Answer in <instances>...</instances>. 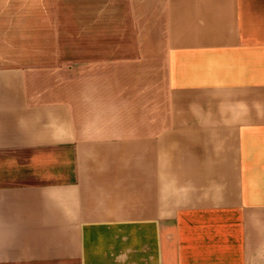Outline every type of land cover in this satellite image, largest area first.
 <instances>
[{
    "label": "crops",
    "instance_id": "obj_1",
    "mask_svg": "<svg viewBox=\"0 0 264 264\" xmlns=\"http://www.w3.org/2000/svg\"><path fill=\"white\" fill-rule=\"evenodd\" d=\"M0 264H264V0H0Z\"/></svg>",
    "mask_w": 264,
    "mask_h": 264
}]
</instances>
